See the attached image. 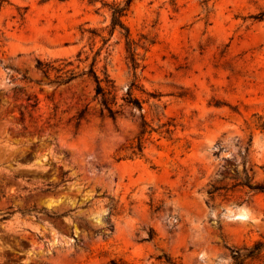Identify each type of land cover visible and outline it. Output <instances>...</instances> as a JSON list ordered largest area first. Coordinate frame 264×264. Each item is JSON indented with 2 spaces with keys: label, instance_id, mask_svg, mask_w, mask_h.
<instances>
[{
  "label": "rangeland",
  "instance_id": "374dc122",
  "mask_svg": "<svg viewBox=\"0 0 264 264\" xmlns=\"http://www.w3.org/2000/svg\"><path fill=\"white\" fill-rule=\"evenodd\" d=\"M114 2L0 0V264H234L264 240V0H132L136 69Z\"/></svg>",
  "mask_w": 264,
  "mask_h": 264
},
{
  "label": "trees",
  "instance_id": "16d2710c",
  "mask_svg": "<svg viewBox=\"0 0 264 264\" xmlns=\"http://www.w3.org/2000/svg\"><path fill=\"white\" fill-rule=\"evenodd\" d=\"M132 0H127V6L121 5L119 2H114L110 5L111 8V29L110 32L114 33L117 28L120 29L121 33L125 36L126 39V51L128 53V63L133 68H137L140 63L138 61V46L139 43L135 41L130 34V31L125 24L123 20V16L128 9V6ZM264 15V11H263ZM38 66L41 69H45L47 64L43 62L42 60H38ZM92 75L96 82V95L100 97L101 104L103 106V109H107L108 115L111 116L113 119H116L118 111L114 109L113 105L116 103V96H112V89L114 87L113 80L109 77L108 74L104 78H100V76L97 74V72L92 69ZM102 81L106 82V86L103 85ZM127 102L136 105L139 109H142V103L137 98H134L131 93L129 92V97L126 98ZM147 122H143L144 131L146 127ZM140 149H142V146H140ZM65 180V179H64ZM242 183L249 186L252 190L256 191H262L264 192V185L259 183H253L251 176L246 173L243 177ZM45 215H49V213L44 212ZM56 214V213H54ZM88 229L94 230V227L87 225ZM109 228L113 229V224L110 223L108 226ZM105 235V233H104ZM150 238H153V234L150 235ZM264 250V240H258L255 242V244L252 247H244L243 249H236L232 250L233 252V259L234 264H248L247 259L248 258H254L260 255V253ZM167 261L171 262L172 264H179L174 261H172L171 257H167ZM103 264H126L121 258H111L109 261L103 263Z\"/></svg>",
  "mask_w": 264,
  "mask_h": 264
}]
</instances>
